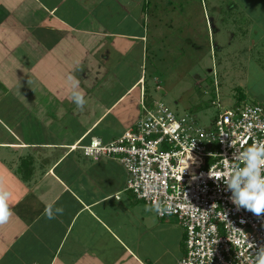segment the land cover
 <instances>
[{"label": "crops", "instance_id": "1", "mask_svg": "<svg viewBox=\"0 0 264 264\" xmlns=\"http://www.w3.org/2000/svg\"><path fill=\"white\" fill-rule=\"evenodd\" d=\"M180 2L189 0H0V181L13 212L0 224V264H177L179 223L148 225L118 160L78 146L110 142L137 120L146 62L168 55ZM53 201L64 211L48 219Z\"/></svg>", "mask_w": 264, "mask_h": 264}, {"label": "built area", "instance_id": "2", "mask_svg": "<svg viewBox=\"0 0 264 264\" xmlns=\"http://www.w3.org/2000/svg\"><path fill=\"white\" fill-rule=\"evenodd\" d=\"M143 97L137 120L114 140L92 136L78 147L85 156L118 160L125 188L136 199L152 206L159 219L176 217L183 235L177 264H256L264 214L237 208L224 178L211 175L243 167L246 147L264 140V105L237 104L202 127L195 117Z\"/></svg>", "mask_w": 264, "mask_h": 264}, {"label": "rangeland", "instance_id": "3", "mask_svg": "<svg viewBox=\"0 0 264 264\" xmlns=\"http://www.w3.org/2000/svg\"><path fill=\"white\" fill-rule=\"evenodd\" d=\"M176 6L168 14L175 18L181 13L163 48L168 55L146 62L147 102L160 100L179 115L195 117L202 127L211 126L220 111L237 104L264 105V0H189ZM153 65L162 72L160 90L152 78ZM139 209L148 225L158 222L152 206L141 201ZM171 217L178 227L176 217Z\"/></svg>", "mask_w": 264, "mask_h": 264}, {"label": "clouds", "instance_id": "4", "mask_svg": "<svg viewBox=\"0 0 264 264\" xmlns=\"http://www.w3.org/2000/svg\"><path fill=\"white\" fill-rule=\"evenodd\" d=\"M76 71L82 70L79 65ZM70 82V102L77 107L83 108L86 104L85 94L80 89L79 81L72 74L68 76ZM243 167L229 168L218 174L211 175L217 181L223 177V182L232 189L230 196L237 208L243 207L256 216L264 214V140H257L251 146L246 147L242 153ZM10 192L0 181V224L7 223L13 215L9 198ZM53 201L45 207V215L48 219H55L63 214V207H56ZM254 246V245H253ZM256 264H264V245L260 246L256 254Z\"/></svg>", "mask_w": 264, "mask_h": 264}, {"label": "trees", "instance_id": "5", "mask_svg": "<svg viewBox=\"0 0 264 264\" xmlns=\"http://www.w3.org/2000/svg\"><path fill=\"white\" fill-rule=\"evenodd\" d=\"M162 219V218H161ZM182 239H183V237H182ZM183 242V241H182Z\"/></svg>", "mask_w": 264, "mask_h": 264}]
</instances>
